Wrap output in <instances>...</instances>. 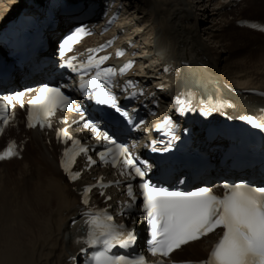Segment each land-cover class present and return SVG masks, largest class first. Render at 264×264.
Masks as SVG:
<instances>
[{
  "label": "bare ground",
  "instance_id": "bare-ground-1",
  "mask_svg": "<svg viewBox=\"0 0 264 264\" xmlns=\"http://www.w3.org/2000/svg\"><path fill=\"white\" fill-rule=\"evenodd\" d=\"M3 1L0 25L46 0ZM253 1L263 14L264 0H102L122 11L108 37L117 34L118 43L136 53L138 76L145 86L156 91L169 76L167 65L173 64L181 72L172 91H158L165 101L181 90L196 89L204 94L224 91L226 97H238L242 106L263 102L247 90H264V34L236 27L237 21L251 19L244 15V6ZM58 19L51 36L72 26L69 16ZM206 30L205 41L200 31ZM140 45L148 48L146 55H140ZM24 133L30 136L28 142ZM8 140L23 143L26 149L22 160L0 164V264H68L79 249L71 236L75 227L70 230L69 223L78 212L82 187L80 182L69 183L60 169L64 146L54 133L28 131L14 123L7 125L0 148ZM12 161L17 169L6 166ZM210 239L184 247L178 259L206 257Z\"/></svg>",
  "mask_w": 264,
  "mask_h": 264
},
{
  "label": "snow or ice",
  "instance_id": "snow-or-ice-1",
  "mask_svg": "<svg viewBox=\"0 0 264 264\" xmlns=\"http://www.w3.org/2000/svg\"><path fill=\"white\" fill-rule=\"evenodd\" d=\"M252 27L259 26L254 24ZM82 34H88L83 26L77 28L65 40L64 48L68 49L70 44L75 43ZM119 54L123 55V53ZM105 59L107 57L101 58L99 63H103ZM99 63L93 65L92 58L89 57L87 69L83 64L77 67L71 61L67 67L73 72L81 73L79 87L86 97L94 99L100 105L110 106L132 122L130 113L123 111L122 106L119 105L114 88L109 89L106 86L101 88L97 83L101 79L105 81L110 79L113 69L98 70L91 80L83 79V74L93 66L99 69ZM23 96L24 92H17L14 98L22 102ZM7 99L11 101L13 97ZM73 103V99L66 95L60 86L52 87L45 84L30 101L29 127H34L36 123L50 127V124H46L48 117L54 115L58 108L67 110ZM4 110L5 105L0 103V112ZM255 126L264 127V123H256ZM84 127L93 128L109 141L107 151L112 155L113 163H120L121 155L125 157L129 155L128 148L124 144L117 143L106 132L101 133L91 120L86 122ZM63 135L66 137L67 133L63 132ZM75 143L79 144V141ZM13 149L14 145L0 154V160L14 155ZM152 150L158 151L156 147ZM80 151L87 152L88 149L81 147ZM64 155L69 156L68 150H65ZM100 157L106 161L105 152H101ZM89 160L91 161V157ZM74 161V155L70 160L62 161L65 171L70 173V178L73 180L79 176V173L70 172L68 165ZM123 165L134 170V174L133 171H129L125 175L131 179L136 177L141 179L139 189L142 195L143 220L151 232L147 250L152 256L169 257L182 245L200 240L219 229L220 238L206 264H264V187H255L248 183H224L222 196L216 195L207 187H197L195 190H170L168 187L151 182L150 179H145L147 168L142 169L128 159L123 161ZM90 191V187L86 189V192ZM127 195L132 201L137 200V194L131 183L127 186ZM84 203L88 204V199H85ZM134 207L133 203L126 205L128 210ZM90 215L89 231L86 239L81 243L92 247L101 246L103 249L95 255L93 264H147L144 256L130 259L127 255L112 251L118 246L128 248L135 244L136 235L133 229L124 224H116L114 217L106 212ZM160 264H164V261L161 260Z\"/></svg>",
  "mask_w": 264,
  "mask_h": 264
},
{
  "label": "rangeland",
  "instance_id": "rangeland-1",
  "mask_svg": "<svg viewBox=\"0 0 264 264\" xmlns=\"http://www.w3.org/2000/svg\"><path fill=\"white\" fill-rule=\"evenodd\" d=\"M245 0H243V2H244ZM1 3H4V1L2 0V2ZM0 3V4H1ZM5 3H7L6 1H5ZM129 6V5H128ZM130 7H133V4L131 5L130 4ZM245 11H244V15L245 16H248L249 18H251V19H255V20H261V21H264V11H263V14L262 13H260V12H258V10H259V8L258 7H256V1H253V2H250V5H248L247 6V3L245 4ZM136 8V7H135ZM234 9H236L235 7H234ZM135 10V9H134ZM133 11V10H132ZM230 11H232V10H230ZM201 16V15H200ZM201 18H203V20L205 19L206 21H208V17H205V16H201ZM211 19V18H210ZM205 21V22H206ZM219 21V20H218ZM201 23H203V22H201ZM208 23V22H207ZM212 24V23H211ZM151 25V24H150ZM237 25V24H236ZM150 27H152V26H150ZM235 27V26H234ZM236 27H238V26H236ZM157 31L158 30H156V33H157ZM153 31H151L150 33H152ZM250 32V31H249ZM200 33L202 34V38H204L205 39V41H206V39H207V33H209L208 32V30H206V31H203V32H201L200 31ZM251 34H253V33H251ZM141 46V47H140ZM139 46V53H140V55H146L147 53H148V48H144L145 46H143V45H140ZM21 126V125H20ZM21 130L19 129V132H20ZM23 136L25 137V139H26V141L28 142L29 140H30V136H28L27 135V133H24L23 134ZM6 139V138H5ZM4 139V140H5ZM3 140V141H4ZM2 141V142H3ZM36 147V146H35ZM37 148V147H36ZM35 148V149H36ZM32 149V148H31ZM17 161V160H16ZM13 162V163H12ZM11 163H9V164H6V166L7 165H10V166H12L13 168H15V169H17V167H18V164H14L15 163V161H12ZM5 166V167H6ZM4 167V168H5ZM0 170H2V169H0Z\"/></svg>",
  "mask_w": 264,
  "mask_h": 264
}]
</instances>
